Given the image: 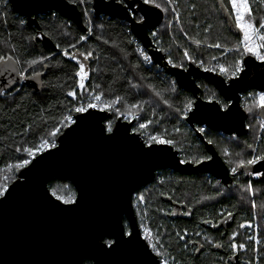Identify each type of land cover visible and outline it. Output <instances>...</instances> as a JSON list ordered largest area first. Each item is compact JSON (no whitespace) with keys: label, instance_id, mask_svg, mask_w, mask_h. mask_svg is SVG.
<instances>
[{"label":"trees","instance_id":"1","mask_svg":"<svg viewBox=\"0 0 264 264\" xmlns=\"http://www.w3.org/2000/svg\"><path fill=\"white\" fill-rule=\"evenodd\" d=\"M83 1L91 10V0ZM156 2L162 5L161 10L165 7L168 10H162L164 21L154 29L156 36L152 35V31L150 35L159 49L166 52L167 59H171V65L186 67L185 51L200 66L203 61V69L215 59L231 69L237 60L243 62L249 56L242 54L240 41L243 35L231 28L222 11L224 6L234 20L228 0H173L171 4L166 0ZM71 3L78 5L88 33L58 13L39 16V30L29 26L24 17L16 14L8 0H0V56H10L14 63L20 61L15 63L18 70L15 73L19 78L17 84L10 89L0 84V183H4L7 176L10 186L17 174L10 166L27 158L23 151L17 152L16 148L35 147L42 138L51 139L48 134L56 128L62 132L66 128L63 120L69 109L80 106L92 92L102 94L110 103L117 97L121 98L119 103L106 108L113 114L112 120L106 124L123 118L125 114H137L134 131H139L141 123L150 121L147 130L142 131L146 137L149 133V136L160 135L172 140V145L185 161L198 164L207 160L210 155L204 143L186 122L189 101L195 102L193 94L179 88L174 78L162 68L143 60L135 50L137 38L127 22L91 13L93 24H90L80 0H72ZM249 3L253 10L252 20L259 26L264 19V0H249ZM176 13L180 24L174 22ZM141 18L140 14L135 16L137 21ZM82 37L87 38L83 41ZM44 38L54 43L58 50L46 48ZM195 41H199V44ZM215 43L222 46H209ZM223 48L230 49V52L225 54ZM237 48L240 50L237 51ZM65 49L69 53L67 56L64 55ZM85 56L88 58L85 59ZM32 61L37 63L33 64ZM81 63L88 73L83 89L79 88V77L76 75ZM21 72L23 75H20ZM36 76L41 77L43 84L41 91L38 88L39 92L32 87V80ZM198 84L202 88L200 96L203 99L227 104L213 85L202 80ZM69 91H75V98L67 95ZM254 92H246L242 100L248 114L247 134L222 136L209 128L202 132L207 142L212 141L229 168L237 169L235 173L231 171L232 183L221 184L218 179L202 172L166 169L157 173L149 186L141 191L147 209H141L138 214L140 226L146 225L154 232L153 237L158 239L159 245L174 257V264H224L221 255L211 252L208 246L204 253L197 255L190 245L201 239V236L197 237L204 231L200 226L201 221L218 220L229 211L236 215L234 225L226 236L227 240L232 234L237 236L232 244L247 242L245 230L258 228L261 236L264 235V180L250 177L247 174L249 167H238L240 160L264 155V127L261 126L264 122L261 110L254 106L255 97L251 98ZM137 104L139 108L133 107ZM249 108L253 109L252 112L248 111ZM197 129L200 131L201 126ZM226 149L231 156L225 154ZM62 184H71L76 193L73 184L63 179H54L50 189ZM249 184L251 191L247 190ZM236 190H241V193ZM170 201L191 210L192 219L165 217V209ZM181 237L186 239L184 243H181ZM83 264L92 262L86 260ZM261 264H264V259Z\"/></svg>","mask_w":264,"mask_h":264},{"label":"water","instance_id":"2","mask_svg":"<svg viewBox=\"0 0 264 264\" xmlns=\"http://www.w3.org/2000/svg\"><path fill=\"white\" fill-rule=\"evenodd\" d=\"M13 11L24 17L29 26L40 30L39 16L58 13L73 22L85 33L82 13L77 4L68 0H8ZM95 16H108L127 22L132 34L141 41L154 65L173 77L176 85L193 94L195 102L188 112L186 122L204 143L211 159L198 164L183 161L179 150L172 144L154 145L152 151L142 150V132L133 131L135 121L122 117L112 124L114 135L105 139L101 129L113 114L109 110L90 109L87 113H74L77 125L66 127L56 138L57 148L37 156L34 167L17 171L16 180L9 186L11 195L0 200V264H78L81 256L92 264H159L135 213L134 194L149 184L162 170L177 172H202L218 179L221 184L233 182L229 166L212 143L206 141L198 126L242 136L248 133L247 111L242 105L243 95L250 90L264 92V63L251 55L243 60L239 76L227 80L199 64L188 62L186 67L171 65L164 50L153 42L150 31L164 21L161 9L146 5L143 0H91ZM222 11L231 28L239 35L235 21L223 6ZM140 14L143 23L135 16ZM46 48H58L47 38ZM17 73L0 76V84L7 88L19 80ZM213 85L226 102L227 112L217 101L200 96L198 82ZM42 83V82H41ZM13 84V85H12ZM253 174L264 171V161L252 165ZM54 179L69 180L76 195L81 198V208L74 212L61 211L65 206L51 196L50 183ZM236 215L228 214L210 230L228 232ZM124 219L132 236H121L125 231ZM203 227H208L206 222ZM104 240L119 239L111 251H102ZM212 250L222 251L219 244ZM84 260V261H86ZM83 261V262H84ZM239 264L237 257L231 259Z\"/></svg>","mask_w":264,"mask_h":264},{"label":"snow or ice","instance_id":"3","mask_svg":"<svg viewBox=\"0 0 264 264\" xmlns=\"http://www.w3.org/2000/svg\"><path fill=\"white\" fill-rule=\"evenodd\" d=\"M71 3L72 0H69ZM83 2V0H81ZM121 3H123V0H120ZM143 3L146 5H153L157 9H161L162 5L160 3H157L156 0H143ZM168 4L173 3V0H167ZM228 4L231 6V11L234 14V20H235V26L237 29L242 33L243 39L240 41V45L243 49V55H251L256 60L264 63V22L259 23V26H257L256 23L253 22L252 16H253V10L251 8V5L249 3V0H228ZM163 11H167L168 9L165 7L162 9ZM173 12L176 11L175 8L172 9ZM141 23H143V18L140 20ZM152 35L155 37L156 33L153 32ZM81 39H84L83 37ZM195 43L199 44V41H195ZM210 47H221L219 43H215L212 45H209ZM72 47H75V45H72ZM240 49L237 48V51ZM140 55L143 57V60L146 62H151L150 57L142 50H139ZM64 55H69L67 49L64 50ZM88 55H91L90 53ZM184 56L188 59H191V56L189 55L188 51L184 52ZM75 59V57H72ZM88 57L85 56V59ZM170 64L172 63L171 59L168 61ZM195 63V61H193ZM16 64L20 63L19 60L15 62ZM31 63H37V61H32ZM201 66H203V61L200 62ZM177 66V65H174ZM182 66V65H180ZM205 71H213L214 69L205 68ZM243 63L241 60H237L231 69L225 68L224 65L219 66V71L222 75L230 74L231 77H236L239 73L243 71ZM17 68L12 63V57L5 58L4 56H0V76H3L5 73H15L17 72ZM20 75H23L21 72ZM76 75L79 77V88L83 89L85 87L84 81L88 77V73L85 70V66L81 63L79 65V70L77 71ZM133 87H136V85H133ZM68 96L74 97L76 96L75 91H69L67 93ZM159 95V93H157ZM95 101H101L102 100V94H98L94 97ZM120 97H117L115 101L108 103L106 105V108L110 109L113 105V103H119ZM167 103V101H165ZM194 101H189L188 108L189 110L192 107V104ZM217 103H219L217 101ZM254 106L258 107L261 110H264V92H261L257 94V96L254 98ZM98 107L97 103H88L87 105H81L79 107H75L74 111L76 113H87L90 109H95ZM135 108H139L140 106L133 105ZM229 109V105L223 104L222 110L224 112H227ZM101 111H104L105 108H101ZM252 108H249L248 111L252 112ZM123 115V113H121ZM134 119L136 117H133ZM148 123H151L150 121ZM148 123H141L139 125V129H146L148 127ZM73 125H77V121L69 114L68 116L64 117L63 120V126L64 127H71ZM264 127V124L261 125ZM201 132L204 131V129H200ZM61 129L56 128L54 131H51L48 135L51 137V139H45L42 138L40 143L36 145L35 147H25L23 149L16 148L17 152L23 151L26 154L27 158L22 159L19 163H17L14 166H10V168H14L15 171H20L21 169H29L31 171V168H29L30 165L33 167L34 161L38 164L39 161L36 160L37 156H42L44 152L49 151L50 149L57 148L56 143V137L60 134ZM101 133L105 134V139H112L114 135V126L111 122H108L104 128L101 129ZM209 143H212L211 140L208 141ZM173 141L166 139L160 135H150L144 143L140 146L142 150L147 149L148 151H152L154 145H169L172 144ZM251 147V145H249ZM227 154V153H225ZM239 155V153L237 154ZM206 159H211V157H207ZM264 161V155L259 156H253L251 159L248 160H240L238 162V167L240 168H246L250 167L252 165H255L256 163ZM237 171L236 168L232 169V172L235 173ZM258 175H264L257 173ZM9 180V177H4V183H0V200L6 199L8 196L11 195V192L9 190V184L7 181ZM251 185H248L247 190L251 191ZM51 196L55 198L56 201H58L60 204L64 205L65 207L61 209V211L65 212H74L81 208V198L76 195L74 192L71 184H62L60 186H57L55 188L49 189ZM140 201L144 200V197L141 195L138 197ZM255 207V205L253 204ZM244 225H241L243 227ZM103 235L101 234L99 237L100 241H103V244L100 246L102 251H111L114 249V247L119 243V239H111V240H104ZM121 236L127 235L129 237L132 236L131 231H123L120 232ZM145 239L149 242L150 247L154 252H156L157 256H160L161 253L156 251V244L152 243V238L150 235L146 234ZM183 239V237H181ZM233 248L245 247L243 244L240 245H232ZM88 257L81 256L80 260L78 261V264H83V261L86 260ZM162 264H167V260L162 261Z\"/></svg>","mask_w":264,"mask_h":264},{"label":"flooded vegetation","instance_id":"4","mask_svg":"<svg viewBox=\"0 0 264 264\" xmlns=\"http://www.w3.org/2000/svg\"><path fill=\"white\" fill-rule=\"evenodd\" d=\"M258 91V90H257ZM259 93L263 91H258ZM243 98V97H242ZM261 110V109H260ZM262 116V121L264 122V110H261L260 112ZM251 167V166H250ZM248 168L247 174L252 177L253 179H260L264 180V175H258V174H253L251 172V168ZM161 172V171H160ZM159 173V172H158ZM260 174H264V171L260 172ZM149 184L144 186L143 188L139 189L133 197V204L135 208V202L138 200V197L141 193V191L145 188H147ZM167 202V200H166ZM136 209V208H135ZM136 217L138 220V214L135 210ZM231 214L229 211L225 215H222L219 217L218 220L214 219H208V220H203L200 222V226L203 227L202 223L206 222L208 227H203L204 231L200 235L197 234V237L201 236V239H198L196 241L191 242V248L196 252L197 255L200 253H204L207 250V246L209 247L210 251L221 255V260L224 264H233L231 262V259L233 257H237V261L239 264H261V260L264 259V235L261 236L262 232L257 228V230H245L246 234L248 235L247 242L243 243L245 247L243 248H233L232 247V239L229 238L227 240L226 236L229 234L230 229L229 228L228 232L225 230L221 229L217 232H213L210 230V226H213L214 224H217L220 219H222L224 216ZM264 215V213H263ZM171 216L173 219H186L190 220L192 219L193 212L191 210H188V208L175 204L174 202L170 201L169 206L165 209V217ZM124 224H125V232L130 231L128 227V221L124 219ZM138 224L140 226V223L138 221ZM263 225H264V218H263ZM141 228V226H140ZM247 228V227H246ZM142 235L145 237V234L141 228ZM155 236V235H154ZM152 238V243L156 244V251L160 252L161 255L158 256L159 258V264H162V261L167 260V264H174V257L171 256L170 252H165V250L159 245L158 239L156 237H151ZM147 241V240H146ZM186 239H181V243H184ZM149 244V242L147 241ZM219 244L220 249L222 251H217V250H212L216 245ZM251 244V245H250ZM150 246V245H149ZM151 248V247H150ZM152 249V248H151ZM153 251V250H152ZM153 253L156 254V252L153 251ZM238 255V256H237Z\"/></svg>","mask_w":264,"mask_h":264},{"label":"rangeland","instance_id":"5","mask_svg":"<svg viewBox=\"0 0 264 264\" xmlns=\"http://www.w3.org/2000/svg\"><path fill=\"white\" fill-rule=\"evenodd\" d=\"M167 1V0H166ZM80 3H81V6H82V8H83V11H84V15H85V17L87 18V19H89V23L90 24H93V20L91 19V17H92V15H91V13H93V11H92V9L91 10H89V8L87 7V5H86V3L83 1V2H81V0H80ZM174 22L175 23H177V24H180V21H179V17H178V15H177V13L175 14V20H174ZM169 24H171V22L169 23ZM243 37V36H242ZM85 39L87 38V37H84ZM85 41V40H84ZM241 47V49H242V46H240ZM224 49V52H225V54H226V52H230V49H228V48H223ZM187 60H188V58H186ZM191 60V59H190ZM213 62V61H212ZM211 62V63H212ZM12 63L13 64H15L13 61H12ZM211 63L207 66V67H209L210 65H211ZM243 63V62H242ZM15 67L17 68V66H16V64H15ZM206 67V68H207ZM32 87H33V89L36 91V92H39V90H38V88H40V91H41V87L43 86V84L41 83L42 82V80H41V77L40 76H36L33 80H32ZM13 85V84H12ZM255 92L254 93H251V98H253V97H256L257 96V94H259V92L257 91V90H254ZM92 95H98V93H96V92H92L90 95H89V97L85 100V101H83V103H81V105L83 104V105H87L88 103H90V102H92V100H93V97H92ZM92 97V98H91ZM242 100H243V98H242ZM101 102V104L100 105H102L100 108H105L106 109V105L108 104V103H110L107 99H104L103 97H102V100L100 101ZM226 102V101H225ZM227 103V105H229L230 104V102H226ZM244 104V103H243ZM242 104V105H243ZM80 105V106H81ZM247 105V104H246ZM243 107H244V105H243ZM188 108V107H187ZM192 108H193V106H192ZM191 108V109H192ZM190 109V110H191ZM111 123H112V121H111ZM247 127H248V125H247ZM206 128V127H205ZM201 129H202V127H201ZM133 130V129H132ZM138 130L140 131V132H142L143 130H147V129H139V127H138ZM134 131V130H133ZM204 131H205V129H204ZM203 131V132H204ZM219 132V131H218ZM222 136H227V134H225L224 132L222 133V132H219ZM143 134V137H144V140H146L148 137H149V133H147V137H146V134L145 133H142ZM228 136H232V137H237L236 135H228ZM225 153H227L226 155L227 156H231L230 155V152L228 151V149H226L225 150ZM182 156V155H181ZM183 161H185V160H183ZM232 162L233 163H235L233 160H232ZM230 170L232 171V169L230 168ZM235 192H237V193H241V190H236ZM143 196V194L141 193L140 195H139V197L140 196ZM135 210H136V212H137V214H139L140 215V210L141 209H147L146 207H144V201H140L139 199L135 202ZM138 215V216H139ZM138 220H139V218H138ZM142 222H143V220H141ZM142 224H144V222L142 223ZM141 228H142V230H143V232H144V234L146 235V234H148V235H150V237H152V236H154V232L148 227V226H146V225H143V226H141ZM236 238H237V236L236 235H234V234H232L231 235V237H230V239H232V240H236Z\"/></svg>","mask_w":264,"mask_h":264},{"label":"built area","instance_id":"6","mask_svg":"<svg viewBox=\"0 0 264 264\" xmlns=\"http://www.w3.org/2000/svg\"><path fill=\"white\" fill-rule=\"evenodd\" d=\"M89 20V19H88ZM262 22H264V19H263V21ZM262 31H264V30H262ZM152 32H154V30H152ZM136 39V38H135ZM84 40H86L85 38L83 39V41ZM154 44L159 48V46H158V44H156L155 42H154ZM140 49H142L148 56H149V54H148V52H147V50L143 47V45H142V43H141V41L138 39H136V42H135V50L140 54V52H139V50ZM227 53V52H226ZM150 57V56H149ZM150 61H151V58H150ZM188 62H190V61H192V60H190V59H188L187 60ZM146 62V61H145ZM146 63H148L149 65L150 64H152V61L151 62H146ZM220 65H224V67L225 68H228V69H230L224 62H222V61H220V60H217V59H215V60H213V62L211 63V65L209 66V67H207V68H210V69H214L212 72H214V73H216V74H219V75H222L221 73H220V71H219V66ZM240 74V73H239ZM239 74L237 75V76H239ZM222 76H224L227 80H229V79H231V78H235V77H231V75L230 74H225V75H222ZM236 76V77H237ZM96 95H92V97H93V100H92V103H97L98 104V107L96 108V109H101L100 107L102 106V105H100L101 104V102L99 101H95V99H94V97H95ZM91 97V98H92ZM75 107H79V106H74L73 108H71V109H69V113L67 114V116L70 114L73 118H74V113H76L75 111H74V108ZM189 112V111H188ZM187 112V113H188ZM133 117H136L135 119L133 118ZM138 118V115L136 114V115H130V114H125L124 116H123V120L124 121H127V122H132V121H135L136 119ZM75 119V118H74ZM202 129H205V127H202Z\"/></svg>","mask_w":264,"mask_h":264},{"label":"bare ground","instance_id":"7","mask_svg":"<svg viewBox=\"0 0 264 264\" xmlns=\"http://www.w3.org/2000/svg\"><path fill=\"white\" fill-rule=\"evenodd\" d=\"M190 111V110H189ZM232 173V172H231ZM238 256V255H237ZM241 264V263H240Z\"/></svg>","mask_w":264,"mask_h":264}]
</instances>
